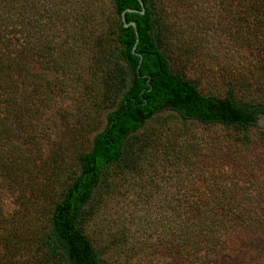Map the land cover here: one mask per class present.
Instances as JSON below:
<instances>
[{"label":"rangeland","instance_id":"obj_1","mask_svg":"<svg viewBox=\"0 0 264 264\" xmlns=\"http://www.w3.org/2000/svg\"><path fill=\"white\" fill-rule=\"evenodd\" d=\"M50 1L44 14L55 13V24L65 25L57 9L64 0ZM84 1L103 10L110 31L111 0ZM201 1L190 13L175 0L166 3L171 32L164 50L173 66L203 92L224 94L232 83L241 97H264V37L254 42L236 25L226 27L224 0ZM77 52L84 53L79 59L86 57ZM110 65L91 62L90 67L87 60L68 77L49 70L50 88L40 93V130L6 144L10 153L0 155V226L9 227L10 249L14 254L19 245L16 255L27 264L36 262V242L76 168L77 153L90 146L125 88ZM160 120L154 134L147 127L142 131L150 138L142 141L144 154L135 170L111 172L110 184L100 186L91 203L85 230L102 264H264V115L245 133L185 121L171 112ZM19 142L22 147L15 148ZM224 204L252 208L253 216L219 217L228 231L221 237L220 256H214L205 248L210 233L196 226L201 216L194 208Z\"/></svg>","mask_w":264,"mask_h":264},{"label":"trees","instance_id":"obj_2","mask_svg":"<svg viewBox=\"0 0 264 264\" xmlns=\"http://www.w3.org/2000/svg\"><path fill=\"white\" fill-rule=\"evenodd\" d=\"M142 1L144 13L125 11L141 10L138 0H111L114 21L111 30L106 31L103 10L84 0H64L57 5L65 16L63 26L55 24V13L44 14L43 8L51 6L50 0H0V155L10 153L6 144L32 138V130H40L44 114L40 93L50 88L49 70H59V74L68 77L81 70L87 60L90 67L91 62L97 66L110 63L112 74L125 86L106 113L103 127L92 136L90 146L77 153L76 168L53 202L46 229L36 242L34 264H102L100 252L85 230L91 203L100 186L110 184L111 172L119 169L125 174L135 170L137 159L144 154L142 141L150 138L142 131L150 128L149 133L154 134L162 113L171 112L185 121L219 124L242 133L257 127L264 115V97H241L232 83L224 94L203 92L182 68L173 66L164 50L171 32L166 10L169 0ZM175 1L189 13L203 3ZM224 5L229 10L224 15L226 27L236 25V31L245 37L262 41L264 0H236L234 6L224 0ZM123 11L125 21H135V27H124ZM77 51H84L87 58L79 59L84 53ZM21 147L19 142L15 148ZM215 206L194 210L201 216L196 226L210 233L204 241L206 250L220 256L221 237L228 229L219 217L224 213L229 218L238 214L253 216L250 212L254 209ZM251 225L250 222L244 226ZM4 226H0V264H27L16 255L19 245L12 253L11 230Z\"/></svg>","mask_w":264,"mask_h":264},{"label":"water","instance_id":"obj_3","mask_svg":"<svg viewBox=\"0 0 264 264\" xmlns=\"http://www.w3.org/2000/svg\"><path fill=\"white\" fill-rule=\"evenodd\" d=\"M138 1L140 3L141 10L127 8L125 11H127V12L144 13L145 8H144V5H143V1L142 0H138ZM125 11L122 12V17H123V22H124L123 25H124V27H128L129 25L135 27V25H136L135 21H129V22L125 21V19H124V13H125ZM135 34H136V42H137V39H138V32H137V30H135ZM136 42L133 45V50L135 49ZM134 53L136 54V52H134Z\"/></svg>","mask_w":264,"mask_h":264}]
</instances>
